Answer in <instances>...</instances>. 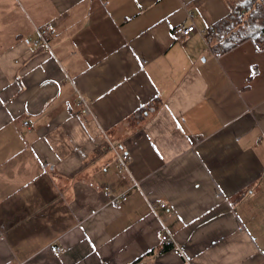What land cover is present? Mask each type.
Here are the masks:
<instances>
[{
  "label": "crops",
  "instance_id": "obj_1",
  "mask_svg": "<svg viewBox=\"0 0 264 264\" xmlns=\"http://www.w3.org/2000/svg\"><path fill=\"white\" fill-rule=\"evenodd\" d=\"M241 1L0 0V264H264V48H212Z\"/></svg>",
  "mask_w": 264,
  "mask_h": 264
},
{
  "label": "trees",
  "instance_id": "obj_2",
  "mask_svg": "<svg viewBox=\"0 0 264 264\" xmlns=\"http://www.w3.org/2000/svg\"><path fill=\"white\" fill-rule=\"evenodd\" d=\"M262 1L242 0L232 8L225 20L215 26L226 27L224 40L212 47L216 54H223L247 39H251L257 47L264 48V18L260 8ZM247 12L249 15L244 23V29L240 27L236 29L235 25L240 23V19Z\"/></svg>",
  "mask_w": 264,
  "mask_h": 264
},
{
  "label": "built area",
  "instance_id": "obj_3",
  "mask_svg": "<svg viewBox=\"0 0 264 264\" xmlns=\"http://www.w3.org/2000/svg\"><path fill=\"white\" fill-rule=\"evenodd\" d=\"M49 29L50 27L48 25L41 27L39 29H37L36 33H37V38L34 41V45L35 46H46L47 45V36L49 34ZM196 31L194 25H177L176 27L173 28V35L176 38H189L194 32ZM83 112H86V110H83ZM26 124V123H24ZM129 156L127 154H117L115 157V164L117 166V168L119 169H126L127 168V163L129 161ZM117 198L113 197L111 198V203L113 206H117ZM161 206H164L163 203H161ZM161 240L167 244H171L172 239L169 238L167 235H161ZM56 251L57 252H61V248L60 247H56Z\"/></svg>",
  "mask_w": 264,
  "mask_h": 264
}]
</instances>
